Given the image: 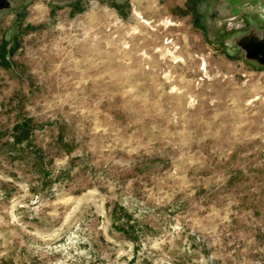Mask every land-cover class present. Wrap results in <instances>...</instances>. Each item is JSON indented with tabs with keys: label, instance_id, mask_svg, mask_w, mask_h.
Returning <instances> with one entry per match:
<instances>
[{
	"label": "rangeland",
	"instance_id": "374dc122",
	"mask_svg": "<svg viewBox=\"0 0 264 264\" xmlns=\"http://www.w3.org/2000/svg\"><path fill=\"white\" fill-rule=\"evenodd\" d=\"M0 264H264V0H0Z\"/></svg>",
	"mask_w": 264,
	"mask_h": 264
}]
</instances>
